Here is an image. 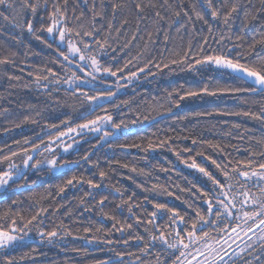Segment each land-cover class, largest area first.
Returning <instances> with one entry per match:
<instances>
[{
  "label": "snow or ice",
  "instance_id": "snow-or-ice-1",
  "mask_svg": "<svg viewBox=\"0 0 264 264\" xmlns=\"http://www.w3.org/2000/svg\"><path fill=\"white\" fill-rule=\"evenodd\" d=\"M87 2L88 0H84L85 4ZM67 5L68 0H63L62 5L53 0L49 10V0H0V22H7L12 28L26 27L29 34L35 36L49 49L55 45L58 57L53 63H58L59 67L39 69L34 83L38 88L42 86L47 90L49 96H52L53 92H60L66 85L65 96L79 103L77 119L83 121L72 126V116L68 115L67 119L61 121L66 131H60L58 125L52 124L50 127L57 129V132L55 135H49L47 140L37 137L39 140L37 143L35 140L25 138L23 144L30 147L21 146V141L17 140L14 143L18 150H13L8 145L5 146L7 152L0 148V191L26 190L29 173H42L45 170L56 173L78 165L80 161L63 160L57 154L58 148L63 153H68L73 149V145L78 143L72 137L73 133L76 136L96 134L97 142L105 144L115 138L117 133L130 134L132 130L129 129L128 123L122 118L117 120V117L123 116L122 105H129V101L116 103L115 98L121 89H126L134 81H138L141 75L156 76L163 74L165 70L169 73L179 70L192 74L194 86L183 91L182 95L179 93L183 85L179 89L169 91L163 102L156 98L144 101V111L148 114L136 115L131 121L133 124L141 120L156 122V116L162 117L165 113H172L173 109H179L181 102L190 97H223L236 94L264 96V36L259 39L253 38L246 50L236 51L235 49L243 47L242 43L236 44L234 48H226L222 42L225 39L231 40V35L221 33L219 40H216L209 20L205 19L206 15H210L212 21L222 20L230 33L234 14L240 9L239 0H202L203 11H197L193 5L195 20L208 25L209 35L202 37V43L197 45L190 39L186 46L178 48L166 46L165 51L158 55L152 54V46L162 31L164 43L167 45L169 36L165 25L171 27L172 23H179L178 19L174 21L173 18L181 17V12L175 10L170 0H110L107 4L105 0H101L99 11L96 10L93 0V7L90 9L91 20L85 26L82 22L85 14L82 11L76 17V20L80 21L77 28L68 26ZM105 8H110V12L105 11ZM41 10L47 13V26L35 29L33 20L27 17L30 15L35 18ZM258 13H264V0H260V7L254 11H245V23L256 20ZM118 16L121 17L119 27H115L114 22ZM183 16L187 21L181 24V27L186 28L187 23L193 22L192 16L188 12H183ZM149 22L151 30H148ZM37 31L47 33L50 39L36 35ZM210 38L218 47H212L209 43ZM235 39L243 41L244 38L236 36ZM114 44L117 46L113 47ZM109 49L113 53H123L131 58L125 59L120 65L118 57L114 55L111 57L112 63L105 64L102 61L107 57ZM15 55L16 53L12 52L0 58V65L14 63L11 57ZM153 69L157 71L154 72ZM197 77L198 80L195 79ZM225 78L246 86L228 87L220 82L213 84V81ZM174 93L178 98H174ZM56 103L59 104L60 100L56 99ZM6 111L7 109L3 110ZM3 112H0V115ZM153 112L155 116L152 115ZM36 115L39 116L40 113L37 112ZM194 115L208 117L243 115L264 121V108L259 113L215 110L197 112ZM28 122L36 124L37 120L31 116H24L21 124ZM16 127H20V124ZM233 127L238 129L241 125L234 124ZM66 136L73 142L66 143L64 140ZM171 139V137L160 139L156 144L149 140L144 151L165 147L173 150ZM196 143L197 141L193 139L192 144ZM256 144L258 150L249 149L247 159L235 161L226 157L213 158L212 155H206L203 150L192 154L193 149L185 147L182 151L189 153V157L188 160H181V163L202 174L201 179L206 180L199 188L196 184L192 185L196 189V198L191 202L185 200L184 203L187 205L185 209L178 210L169 203H154L152 206L155 210L149 213L150 218L146 222L139 217L136 218L137 226L146 223L155 230L145 227V232L149 233L148 240L142 235L130 237L137 242H143V247L140 248L141 255H148L149 250L158 244L161 251L171 260V264H264V139L258 140ZM131 147L139 148L140 145L133 144ZM208 147L224 151L220 145L209 143ZM176 154L179 158L180 153ZM197 157L201 158L200 163L197 162ZM257 157L259 159H256ZM81 159L88 162L89 155H84ZM122 167L127 168L128 165L124 164ZM131 170L137 171L136 168ZM139 172L142 175H150L143 169ZM99 176L103 181L107 173L101 170ZM76 180L77 178L73 176L66 181V185H73ZM77 182L88 184L90 189H99L102 186L101 183L92 179L85 180L83 177ZM159 187L154 184L151 189L145 190L156 191ZM64 191V187L59 188L60 193ZM115 191L123 195L119 187H116ZM163 193L172 195L167 189H163ZM92 195L91 191L85 193V196ZM39 199L45 197L41 196ZM107 199V196H102L98 202L101 213L109 219L116 220L115 216L103 213ZM131 199L132 197L121 200L116 208L122 209L127 205L129 213H132L133 205L129 203ZM36 202L39 203V200ZM17 203V200L12 201L13 205ZM80 203H85L83 198ZM47 212L48 209L43 207L30 215L14 212L11 208L6 209L0 214V249L11 248L24 241L33 229L36 230L41 243L46 237L48 243H51L52 238L58 237V232L55 229L44 230L42 216ZM165 215L167 222L157 223L158 219L163 221ZM112 227L123 236L125 230L132 229L133 225L126 224L117 228L114 223ZM84 231L89 232L91 229L85 228ZM96 231L99 232L101 229L97 228ZM105 242L113 243L112 240ZM122 242L125 245L129 244L128 239ZM110 251L114 253L115 259L104 261L103 264H125L126 256H135L129 264H145L141 255L115 249ZM156 260L157 264H161L159 255ZM5 264H14V258L5 257Z\"/></svg>",
  "mask_w": 264,
  "mask_h": 264
},
{
  "label": "trees",
  "instance_id": "trees-1",
  "mask_svg": "<svg viewBox=\"0 0 264 264\" xmlns=\"http://www.w3.org/2000/svg\"><path fill=\"white\" fill-rule=\"evenodd\" d=\"M52 2L53 0H49V10H51ZM57 2L63 4V0H57ZM109 2L110 0H105L106 4ZM170 3L176 11L181 12V17L173 18L174 21L178 19L179 23L174 22L171 27L165 25L169 40L165 45L162 31L152 46L153 55L164 52L166 46L168 48L186 46L190 39L194 45H197L202 43V37L209 35L208 25H204L202 21H196L195 13L192 11L193 5L197 11H203L202 0H183V7H181V0H170ZM239 3L240 9L234 14L230 33L222 20L212 21L210 15H206L205 19L209 20L216 40H219L221 33L230 34L232 39H225L222 44L226 48H234L236 44L242 43L243 47L235 50L244 51L253 38L259 39L264 36V13H258L256 20L245 23V11H254L259 8L260 0H239ZM95 5L96 10L99 11L101 0H95ZM92 7L93 0H88L87 4L84 0H68V26L78 27L80 21H77L76 17L82 11L85 14L82 22L87 26L92 17L90 11ZM105 11L110 12V8H105ZM183 12H188L193 21L187 23L186 28L181 27V24L187 21ZM27 19L33 20L35 29L47 26V13L43 10L37 17L33 18L29 15ZM120 19L121 17L118 16L114 22L115 27H119ZM148 30H151L150 22ZM36 35L50 39L47 33L37 31ZM236 36H242L243 41H237ZM128 38L130 39V36ZM122 42L123 38L120 43ZM209 43L212 47H218L211 38ZM116 46L113 45V47ZM12 52L16 53L14 57H11L14 63L0 65V112L7 109L0 115V148H4L5 152L8 150L6 145L11 146L13 150H18L14 143L17 140L21 141L23 147H30V145L23 144L25 138L35 140L37 143H39L37 137L47 140L49 135H55L57 132V129L50 127L52 124L58 125L60 131H66L61 121L67 119L68 115L72 116V126L83 122L77 119L80 111L79 103L65 96L66 85L61 88L60 92H53L52 96H49L47 90L42 86L38 88L34 83L39 69L59 67L58 63H53L58 57L55 45L49 49L35 36L29 34L26 27L24 29L12 28L7 22H0V58ZM134 54L135 50H133ZM114 55L118 57L120 65L125 59L131 58L123 53H113L109 49L107 57L102 62L112 63L111 57ZM153 71L157 70L153 69ZM216 82L228 87L246 86L241 82L229 81L227 78L213 81V84ZM181 85L183 89L180 95L190 86H194L192 74L179 70L169 73L165 70L163 74L156 76L141 75L138 81H134L126 89L121 90L115 98L116 103L129 101V105H122L123 116L117 117V120L122 118L128 123L129 129L132 130L130 134L117 133L115 138L105 144L97 142L96 134L76 136L73 133L71 135L78 143L74 144L73 149H70L68 153L61 151L58 155L63 160L80 161L78 165L50 174L42 180L38 178L40 175H45L46 170L42 173H29L26 190L19 192L7 190L6 193L0 195V214L9 208L25 215L34 214L41 207L47 208L48 212L42 216L44 230L55 229L58 232V237L52 238L51 243H48L47 237L43 243L40 242V238L29 239L12 248L0 250V264H5V257L14 258V264H97L115 259L110 249L141 255L140 248L143 247V242H137L130 237L142 235L145 240H148L149 233L145 232V227L152 231L155 230L146 223L137 226L136 218L139 217L146 222L150 218L149 213L155 210L152 206L154 203H169L178 210L185 209L187 205L184 201L191 202L196 198V189L192 185L196 184L199 188L206 180V178L201 179L202 174L181 163V160H188L189 157V153L182 151L185 147L192 148V154L203 150L206 155H212L213 158L226 157L233 161L247 159L249 149L258 150L256 142L264 139V121L243 115L208 117L196 116L194 113L215 110L259 113L264 108V96L260 95L190 97L181 102L179 109H173L172 113L156 122L146 124V121L141 120L135 124L131 123L136 115L148 114L144 111V101L156 98L163 102L169 91L179 89ZM173 96L178 98L176 93ZM56 99L60 100L59 104L56 103ZM37 112L40 113L39 116L36 115ZM152 115L155 116V112ZM24 116L35 118L37 123L21 124ZM17 124H20V127H16ZM234 124H240L241 127L237 129L233 127ZM167 137L172 138L170 143L174 151L167 147L144 151L149 140L156 144L160 139ZM193 139L197 141L195 145L192 144ZM64 140L66 143H72V139L67 136ZM209 143L220 145L224 151L220 152L208 147ZM133 144L140 145V147H131ZM120 145H125V147H120ZM176 153H180L179 158ZM84 155H89L88 162L81 159ZM200 159L197 157L198 163ZM208 163L210 164V161ZM124 164L128 167H122ZM132 168H136L137 171L133 172ZM140 169L150 175H142L139 172ZM162 169L167 171H162ZM101 170L107 173L103 181L99 176ZM73 176L77 180L73 182V185H66V181ZM81 177L85 180L92 179L94 182L101 183L102 186L99 189H90L88 184L77 182ZM154 184L160 186L156 191L145 190L151 189ZM60 187L65 188L63 193L59 192ZM116 187L121 189L123 195L115 191ZM163 189H167L172 195L163 193ZM89 191L93 195L85 196V193ZM41 196L45 199H39ZM102 196L108 197L103 206V213L115 216L116 220L102 215L101 206L98 203ZM129 197H132L129 201L133 205L132 213H129L127 205L122 209L116 208L121 200H128ZM81 198L84 199V204L80 203ZM13 200H17L18 203L13 205ZM37 200L39 203L36 202ZM166 222L167 215L163 221L157 220V223ZM114 223L117 228L126 224H132L133 228L125 230L121 236L120 232L113 229ZM85 228L91 231L85 232ZM97 228L101 231H96ZM30 234L37 235L36 230L33 229ZM124 239L129 240L128 245L123 244ZM107 240H112L113 243L108 244L105 242ZM116 241L120 242L116 243ZM157 255L160 257L161 264H171V260L161 251L158 244L149 250L148 255H141V258L145 264H157ZM134 258L135 256H126L125 264H129V261Z\"/></svg>",
  "mask_w": 264,
  "mask_h": 264
},
{
  "label": "rangeland",
  "instance_id": "rangeland-1",
  "mask_svg": "<svg viewBox=\"0 0 264 264\" xmlns=\"http://www.w3.org/2000/svg\"><path fill=\"white\" fill-rule=\"evenodd\" d=\"M121 83H124V81H121ZM121 90H123V89H121ZM120 90V91H121ZM72 142H73V140H72ZM61 152V149H57V154L58 153H60ZM47 174V175H46ZM50 174H53V173H50V172H47V173H45V175H40V177L38 178L39 180H42V179H45L46 177H48ZM7 191V190H6ZM6 191H0V195H3L4 193H6ZM29 239H39V236L38 235H36V234H30L29 233V235L27 236V237H25V239H24V241H26V240H29ZM24 241H22V242H24ZM21 243V242H20ZM20 243H18V244H20ZM18 244H16V245H18ZM15 245V246H16ZM14 247V246H13ZM12 248V247H11ZM7 249H9V248H7ZM0 250H5V249H0Z\"/></svg>",
  "mask_w": 264,
  "mask_h": 264
},
{
  "label": "water",
  "instance_id": "water-1",
  "mask_svg": "<svg viewBox=\"0 0 264 264\" xmlns=\"http://www.w3.org/2000/svg\"><path fill=\"white\" fill-rule=\"evenodd\" d=\"M169 114H170V113H166V114H164L162 117H161V116H157V117H156V121H158V120H160V119H162V118L168 116ZM146 124H150V123L147 122ZM97 264H103V262H101V263H97Z\"/></svg>",
  "mask_w": 264,
  "mask_h": 264
}]
</instances>
